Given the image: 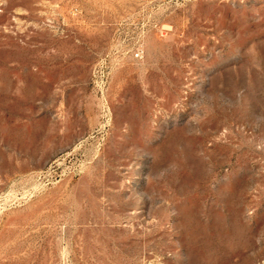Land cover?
Returning <instances> with one entry per match:
<instances>
[{
	"label": "rangeland",
	"instance_id": "rangeland-1",
	"mask_svg": "<svg viewBox=\"0 0 264 264\" xmlns=\"http://www.w3.org/2000/svg\"><path fill=\"white\" fill-rule=\"evenodd\" d=\"M0 264H264V0H0Z\"/></svg>",
	"mask_w": 264,
	"mask_h": 264
},
{
	"label": "built area",
	"instance_id": "built-area-1",
	"mask_svg": "<svg viewBox=\"0 0 264 264\" xmlns=\"http://www.w3.org/2000/svg\"><path fill=\"white\" fill-rule=\"evenodd\" d=\"M134 57H136V58H141L142 57V50L141 49H136L135 51H134Z\"/></svg>",
	"mask_w": 264,
	"mask_h": 264
}]
</instances>
